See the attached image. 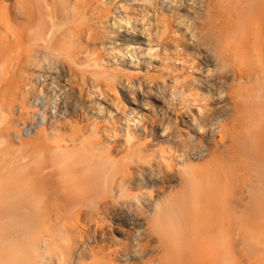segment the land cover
<instances>
[{"label": "bare ground", "instance_id": "obj_1", "mask_svg": "<svg viewBox=\"0 0 264 264\" xmlns=\"http://www.w3.org/2000/svg\"><path fill=\"white\" fill-rule=\"evenodd\" d=\"M0 264H264V0H0Z\"/></svg>", "mask_w": 264, "mask_h": 264}, {"label": "rangeland", "instance_id": "obj_2", "mask_svg": "<svg viewBox=\"0 0 264 264\" xmlns=\"http://www.w3.org/2000/svg\"><path fill=\"white\" fill-rule=\"evenodd\" d=\"M187 13V12H186ZM190 13V12H189ZM189 13H187V14H189ZM186 14V15H187ZM191 14H189L188 16H190ZM186 20V19H185ZM122 33V32H121ZM141 42L140 43H135V42H129L130 43V47H132V48H135V49H142V48H145L146 46H147V42L144 40V39H141L140 40ZM117 43V45H118V43H120L119 41L118 42H116ZM108 55H112V56H114V55H116V56H114L113 58L114 59H112V62H118L119 64H120V66L121 67H124V68H129L130 70H137V69H139V68H141L142 70H144V62H143V60L141 61V62H138V64H136V63H130V61L132 60V59H129L128 57H119L118 56V54L117 53H113V54H109V52H108ZM142 58H145V56H141ZM209 62V65L208 66H206L205 68H208V69H212V68H214V61L212 60V61H207V63ZM212 62V63H211ZM201 72H197L195 75L196 76H201V78H203V75L204 74H200ZM153 103V105L157 108V110L160 108L161 109V107H162V104L161 103H158V102H152ZM159 109V110H160ZM158 110V111H159ZM161 111V110H160ZM148 122H149V120H147ZM148 126V125H147ZM190 133V132H189ZM187 134V133H186ZM198 134L196 133V132H194V131H191V133H190V135L189 136H192L193 138L195 137V136H197Z\"/></svg>", "mask_w": 264, "mask_h": 264}]
</instances>
